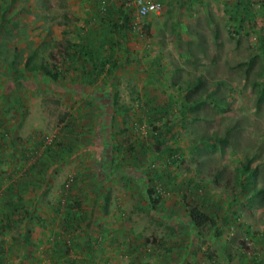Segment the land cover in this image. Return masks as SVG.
Returning <instances> with one entry per match:
<instances>
[{
	"label": "rangeland",
	"instance_id": "1",
	"mask_svg": "<svg viewBox=\"0 0 264 264\" xmlns=\"http://www.w3.org/2000/svg\"><path fill=\"white\" fill-rule=\"evenodd\" d=\"M84 1L0 0V176L43 184L0 189V254L53 264L58 238L54 264H264V0H160L125 28Z\"/></svg>",
	"mask_w": 264,
	"mask_h": 264
},
{
	"label": "trees",
	"instance_id": "2",
	"mask_svg": "<svg viewBox=\"0 0 264 264\" xmlns=\"http://www.w3.org/2000/svg\"><path fill=\"white\" fill-rule=\"evenodd\" d=\"M98 1H99L98 12H100V10H103L102 14L106 17H109L111 15L113 16L116 13H118V15H119V11H120L119 17L122 19V22L118 25L116 23H112V25L114 27H120V28L126 27V25L129 23V19L132 18L130 10L127 11L124 7H122L121 3L118 6L119 9L118 8L114 9V7L107 6V5L105 7H103L102 9H100L101 8V5H100L101 0H98ZM103 1L105 2V0H103ZM122 8L124 11H121ZM92 18L94 19L95 15ZM235 20L237 22L236 18H235ZM4 21H7V19L3 16L2 22H4ZM146 27L148 28L149 25L147 24ZM244 27H245V19L242 18V19L238 20V22L235 25V28H234L235 33L239 34L244 29ZM262 48L264 49V43L262 44ZM92 64L94 66V69H99V71H101L103 62L101 61V58L98 55L93 56V63ZM43 72L45 73L44 75L46 78L57 82V80H58L57 77L59 76L61 69L58 68V69H56L55 72H52L50 69L44 68ZM147 103L150 104V101H148ZM170 129H172L171 126L165 127L164 129L159 128L156 130L157 134L155 136L159 137L161 135H164V134L168 133L170 131ZM169 149H170V154L174 153L176 150L174 148H169ZM170 161L173 163L176 162V156H174ZM152 190H154L153 186H152ZM149 198H150V196H149ZM69 214H72V211L68 212L67 217H66L67 220L72 219ZM188 216H189L190 222L199 228L197 233H199L200 229H206L208 227L211 228V227L215 226V224H216L214 217L212 215L208 214L206 211H204L203 209H201L197 205H190L189 210H188ZM69 224H71V223H67L66 225L70 226ZM68 259H70V264H76L77 263L75 260L73 261L71 258H68Z\"/></svg>",
	"mask_w": 264,
	"mask_h": 264
},
{
	"label": "crops",
	"instance_id": "3",
	"mask_svg": "<svg viewBox=\"0 0 264 264\" xmlns=\"http://www.w3.org/2000/svg\"><path fill=\"white\" fill-rule=\"evenodd\" d=\"M80 1H83V2H81V3H86L84 0H80ZM120 1V0H119ZM94 16V15H93ZM76 68H77V66L76 65H74ZM92 68H94V66H93V64H92ZM92 71H95L94 69L92 70ZM96 71H98V70H96ZM97 78H95V79H93V83L91 82V81H84V82H82V83H80V85H78V86H80V87H85V88H88V89H90L89 90V92H86L87 94H93V96H94V94H96L97 92H92V90L94 89V87H95V85H96V80ZM62 84V83H61ZM70 85H72V87L73 88H75L74 86H76L78 83H77V81H76V83H69ZM68 84V85H69ZM63 87H65V86H63ZM70 94H74V93H70ZM75 96H81V94L79 93V94H75ZM36 162V160L34 161V162H32L33 164ZM21 159L18 161V163H14L13 162V167H16V166H18V168L20 169L21 168ZM11 168V167H10ZM9 168V170L7 171V173H8V176H0L1 178H0V189H4V192L5 193H3V198L2 199H4V201L5 200H8V199H10V198H12L11 197V190L13 191V192H15V193H17V194H19L18 192H19V190H22L23 189V186L25 187V189H26V191L28 192V188H29V190H34V195H32L33 197L32 198H34V197H39L40 196V194H41V191H42V189H43V187H42V185L43 184H41L40 182L39 183H37L35 180H33L32 182L31 181H26L27 183H25V184H23L22 185V187L19 189V185H20V182H21V179H22V175L20 174V176H21V178H17V175L16 174H14L13 172H11V169ZM15 172V171H14ZM27 172H30L29 170H27L26 172L24 171V173H27ZM31 182V184H29ZM35 183V184H34ZM10 186H12V189H11V187ZM6 187V188H5ZM9 188V189H8ZM32 193H33V191H32ZM19 196L20 197H22V195L21 194H19ZM57 197V196H56ZM58 198V197H57ZM11 200V199H10ZM9 200V201H10ZM15 206V205H14ZM9 207H10V203H9ZM55 207H58V206H55ZM54 209V208H53ZM68 209H70L71 211H74V210H76V208L74 207V208H68ZM83 209V207L81 208V209H79V210H82ZM85 209V208H84ZM83 209V210H84ZM54 211V210H53ZM85 211V210H84ZM68 213V212H67ZM90 213H92V209L90 210ZM51 217L54 219V218H56V224L58 225V227L61 225V222H60V220H58L57 219V213H54V212H51ZM51 218V219H52ZM67 223H71L72 224V220H68V222ZM70 225V224H69ZM59 242H60V240L58 239V238H56V240L52 243V244H49L48 246H46V248L44 249V253H47V255H49V260L54 264V263H56V262H59V260H60V258H59V254L58 253H56V250H57V248H58V246H59ZM6 251H4V253L3 254H0V264H8V262L7 261H9V259H10V257L11 256H7L8 254H7V252H9L8 251V248H6L5 249ZM11 252V251H10ZM45 255V254H44ZM16 257H18L20 260L22 259V256L20 255V256H17V255H15ZM71 259L74 261L75 260V258H73V257H71ZM68 261V263L70 264V259H68L67 260ZM76 261V260H75Z\"/></svg>",
	"mask_w": 264,
	"mask_h": 264
},
{
	"label": "built area",
	"instance_id": "4",
	"mask_svg": "<svg viewBox=\"0 0 264 264\" xmlns=\"http://www.w3.org/2000/svg\"><path fill=\"white\" fill-rule=\"evenodd\" d=\"M121 5L127 11L130 10L132 19L134 17H146L152 14H158L163 8L160 0H122ZM132 26L139 28L136 21H134Z\"/></svg>",
	"mask_w": 264,
	"mask_h": 264
}]
</instances>
